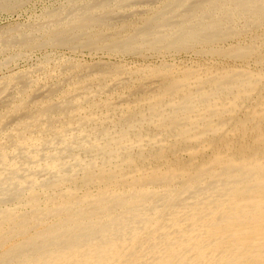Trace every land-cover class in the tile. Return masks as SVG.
I'll return each mask as SVG.
<instances>
[{"label": "bare ground", "instance_id": "obj_1", "mask_svg": "<svg viewBox=\"0 0 264 264\" xmlns=\"http://www.w3.org/2000/svg\"><path fill=\"white\" fill-rule=\"evenodd\" d=\"M55 2L0 28L45 52L0 76V264H264V0Z\"/></svg>", "mask_w": 264, "mask_h": 264}, {"label": "rangeland", "instance_id": "obj_2", "mask_svg": "<svg viewBox=\"0 0 264 264\" xmlns=\"http://www.w3.org/2000/svg\"><path fill=\"white\" fill-rule=\"evenodd\" d=\"M59 1H65V0H59ZM47 4H46V3ZM53 2V4H51ZM36 3V4H35ZM39 3V4H38ZM42 5H41V4ZM49 3V4H48ZM33 4V2L31 3H29L28 5H26V6H24V8H23V11H20V12H17V13H11V14H9V13H1L0 12V28L3 26V27H5V26H8V25H10V24H16V23H18V22H26V21H28L29 19V17L31 16V14L30 13H35V15L36 14H38V13H40V11L41 10H44L45 8H49V6H53L54 4L56 5L57 3L55 2V0H44V2H34V4ZM54 5V6H55ZM30 6H32V7H30ZM45 6V7H44ZM25 7H27V8H25ZM30 7V8H29ZM36 7V8H35ZM42 7V8H41ZM32 11V12H28V11H30L29 9ZM40 10V11H39ZM20 13V14H19ZM8 14V15H7ZM29 16H27V15ZM30 14V15H29ZM27 19V20H26ZM68 53V50H66V49H60L59 51H56V56L54 57V58H57V56L58 57H60V56H62L61 54H65L66 52ZM60 52H61V54H60ZM64 52V53H63ZM40 53V54H39ZM67 53L65 54V55H67ZM45 55V52L44 51H38V50H36V51H33V53L31 52L30 53V56H27V57H23V58H21V59H19V60H17V61H15V62H13V63H11V64H9L8 66H7V68L5 67V69L4 70H2V71H0V76H2V75H7V74H9V73H11V72H13V71H17L18 69H23V68H25V67H27L28 65H33V63L34 64H36L38 61H41V59L44 57V55ZM179 54V55H178ZM177 55L178 56H176V57H178L177 58V60L179 61H182V62H185L186 60H189V58H190V60H191V57H193V58H196L195 56H192V54H190V55H188V54H186V53H184V52H180V53H178ZM85 55H87V52H85V54L84 55H82V59H84V60H87V62H91L92 61V55H87V56H85ZM35 56V57H34ZM101 56H104V55H101V54H99L97 57H95V61H98V59H102V60H105L106 61V59H107V57H101ZM190 56V57H189ZM100 57V58H99ZM90 58H91V60H90ZM30 61H29V60ZM39 59V60H38ZM127 63L129 64V65H131L132 63V65L133 66H135L136 64H134V63H142L141 61H142V59L140 58V57H138V59L136 58V57H127ZM184 59V60H183ZM196 59H198V58H196ZM28 62H27V61ZM37 60V61H36ZM129 60H131V62L129 61ZM135 60V61H134ZM153 60V61H152ZM157 60V61H156ZM158 60H160V58H151L150 60H146L148 63L151 61V63H153L154 64V62H157V63H159V61ZM24 61V62H23ZM129 61V62H128ZM136 61H138V62H136ZM179 61V62H180ZM187 62V61H186ZM24 63V64H23ZM137 65H139V64H137ZM17 67V68H16ZM23 67V68H22ZM6 71V72H5Z\"/></svg>", "mask_w": 264, "mask_h": 264}]
</instances>
